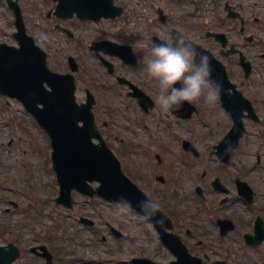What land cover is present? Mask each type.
<instances>
[{
  "label": "flooded vegetation",
  "instance_id": "af4514ba",
  "mask_svg": "<svg viewBox=\"0 0 264 264\" xmlns=\"http://www.w3.org/2000/svg\"><path fill=\"white\" fill-rule=\"evenodd\" d=\"M41 1L49 5L47 16L54 20L55 32L66 36L70 51L87 52L93 58L97 83H87L85 89L96 101L99 93L106 102L131 104L125 106L130 108L128 116L116 120L119 129H129V139L115 132L114 148L125 174L148 199L160 204L158 215L163 221L149 223L134 213L140 233L133 241L140 246L128 249L125 259H162L159 248L153 251L146 245L154 235L159 238L158 226L169 219L171 226L166 230L178 235L188 252L204 264H241L233 259L232 252V237L239 224L245 225L238 233L242 245L255 248L246 243V234L256 233L264 238V0H111L122 9L118 19L101 17L95 22L75 14L59 19L56 5L66 1L67 6H84L108 0ZM0 2L7 6L5 0ZM112 22L118 25L107 26ZM64 28L71 30L72 35ZM171 30L196 40L200 49L210 55L215 75V59L224 66L227 79L219 78L223 82L219 97L225 106L219 98L209 103L210 107L203 98L186 101L178 112L188 117L160 109L156 102L158 85L147 77L145 62L152 45L170 36ZM95 41L129 45L136 64L115 55L125 48L113 44L94 52ZM100 56L112 64L113 71L109 72ZM118 77L132 85L118 82ZM131 92L148 96L152 107L146 112L141 110L138 97ZM235 115L242 117L244 132L228 160L227 147L218 158L215 146L231 128ZM171 120L176 122V128ZM200 122L204 126H199ZM102 124L109 127L106 121ZM206 133L216 135L207 140ZM104 136L108 133L104 132ZM238 151L243 155L240 160ZM111 232L116 248L123 246V228L117 225ZM38 244L43 243L31 245ZM263 244L264 239L258 247ZM47 247L52 264H56L54 260L58 253L62 254L61 250L48 244ZM29 248L20 247L19 264H45V259Z\"/></svg>",
  "mask_w": 264,
  "mask_h": 264
},
{
  "label": "rangeland",
  "instance_id": "374dc122",
  "mask_svg": "<svg viewBox=\"0 0 264 264\" xmlns=\"http://www.w3.org/2000/svg\"><path fill=\"white\" fill-rule=\"evenodd\" d=\"M18 2L27 32L47 52L48 66L58 72H67L69 69L66 57L68 53H71L70 46L66 38L55 32L54 20H50L47 16L49 5L41 0H18ZM111 25L117 26L118 23L107 24V26ZM14 31L13 15L5 4L0 2V42L13 44ZM75 54L79 65V70L75 73L76 99L81 101L83 100L81 88L86 82L94 85L97 83L98 70L89 53ZM96 94L98 99L94 104V114L99 128L102 127V120L109 121V139L106 136L108 145L110 143L112 146L115 145L113 139L115 132H121L129 139V129L121 130L115 125V120L122 116V112L129 114V107L123 110L118 101L106 102L99 93ZM206 105L211 106L209 103ZM14 116L13 125H22L27 130V134L18 133V139L20 140L21 137L24 139L21 148L25 150L26 159L15 140L17 130L10 124ZM29 119H31L30 115L19 101L0 95V243L13 240L24 247L33 243L30 239L32 236L33 240L43 239L52 247L54 242L61 244V248L64 246V261L71 260L69 264H128L121 257L128 253V249L140 246L133 241L136 234L140 233L137 230L136 217L118 216L114 211L115 204L96 196L86 197L75 190H72L73 207L71 209L56 203L54 197L58 194V184L54 181L55 174L51 173L50 143L46 133L31 121L29 122ZM170 122L176 128V122L174 120ZM174 133L177 134V131ZM215 135V133H206L205 138L211 140ZM248 138L246 142H249ZM119 154L123 157L122 153L119 152ZM242 157V152H239L237 159L240 160ZM31 170H33L32 174ZM92 185L96 186V183L93 182ZM184 186L186 187V184ZM52 190L55 192L53 196ZM11 201L17 204L16 208L10 204ZM7 207L10 208L9 212L5 210ZM38 211H41V214H38ZM79 216L93 218L95 226L83 225L78 220ZM117 225L125 231L121 239L123 246L119 248H116L108 228V226ZM243 227L245 225L239 224L233 233V259L241 264H264L262 256L264 244L259 248H252L242 245L238 240L239 230ZM101 235L106 237L104 243L107 246L105 247L96 241L102 237ZM146 247L153 250L156 248V242L149 243ZM160 250L163 254L161 262H167L171 254L161 247ZM62 263L58 260L57 264Z\"/></svg>",
  "mask_w": 264,
  "mask_h": 264
},
{
  "label": "water",
  "instance_id": "95a60500",
  "mask_svg": "<svg viewBox=\"0 0 264 264\" xmlns=\"http://www.w3.org/2000/svg\"><path fill=\"white\" fill-rule=\"evenodd\" d=\"M64 3L59 2L57 9L66 10ZM9 4L15 11L14 37L19 46L0 45V92L18 98L50 135L53 167L60 184L57 200L70 206L72 188L89 195L97 193L107 199H117L123 193L133 200L134 185L121 173L119 162L94 127L90 111L92 101L81 104L75 102L73 76L48 68L45 52L26 33L18 5L11 0ZM110 6L109 2L69 6L68 9L71 12L77 10L81 16L97 17L96 12L106 11ZM71 69L76 70V66ZM78 121L83 124L79 126ZM236 121L235 141L242 128L240 119ZM92 138H97L99 143H92ZM91 181H97L99 185L94 189L89 184ZM13 249L14 252L10 253L0 247V264H11L18 254ZM169 264L202 263L198 259L181 256Z\"/></svg>",
  "mask_w": 264,
  "mask_h": 264
},
{
  "label": "clouds",
  "instance_id": "9594fccd",
  "mask_svg": "<svg viewBox=\"0 0 264 264\" xmlns=\"http://www.w3.org/2000/svg\"><path fill=\"white\" fill-rule=\"evenodd\" d=\"M145 72L158 85L156 102L164 112L179 110L186 101L199 98L213 103L223 89V82L213 76L210 55L200 49L195 39L176 30L152 45ZM159 208L160 204L152 199H139L134 204L121 193L114 211L121 217L135 218V213L149 223H162V216L157 215Z\"/></svg>",
  "mask_w": 264,
  "mask_h": 264
}]
</instances>
